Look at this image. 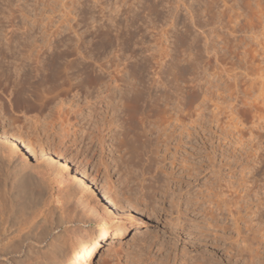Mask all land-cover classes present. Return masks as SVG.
I'll return each instance as SVG.
<instances>
[{
	"label": "rangeland",
	"instance_id": "obj_1",
	"mask_svg": "<svg viewBox=\"0 0 264 264\" xmlns=\"http://www.w3.org/2000/svg\"><path fill=\"white\" fill-rule=\"evenodd\" d=\"M9 2L10 5L8 0H0V49L8 45L4 33L13 29L16 37H20L19 42L16 41L17 44L15 41L11 42L16 46L11 45V48L16 50L17 60L12 57L10 59L9 56L2 60L12 71L13 64L15 68L20 61H27H23V54L34 42L43 45L42 49L47 50L42 54L44 57L46 52L54 48L57 52L66 49L71 54L72 51L75 52L66 58L67 61L74 58H80L81 61L82 57H86L83 58L84 62L93 66L96 73L104 75L103 87L105 82L109 84L111 80L109 71L112 74L116 72V68L122 71L123 66L125 67L123 72L117 73L122 76V80L110 82V89L103 94L97 93L91 78L86 82L91 84L90 88L87 84L86 96L85 91L79 89V93L70 100V93L74 94L77 90L69 93L63 106L65 114L69 112V124L66 125L64 133H60L64 134L62 138L58 125L49 124L52 111L36 106L26 109L18 105L11 79L6 81L0 75V140L3 138V131H11L26 141V144H32L35 139L43 144L62 141L67 150L61 148L64 152L60 151V154L67 162L78 167L93 186L111 201L117 202V197H121V202L116 205L120 206L113 209H117L116 212L121 210L123 216L131 212V215L138 218V232L134 233L135 230H132L127 222L129 234L114 242L112 249L101 246L92 264H264V0ZM149 2L159 4L155 6ZM115 3L122 6L118 8L120 12L117 17L113 18L111 10ZM209 6L211 10L207 9ZM11 11L14 13L11 14ZM135 12V28L131 29L135 30L136 36L132 39V44H122L121 40L113 38L116 32L115 22L125 23ZM22 13H26L29 18L24 17L25 14ZM89 15L98 16L100 19H97V22L104 24L103 27L109 23H113L115 27H111V41L104 42L106 49L99 51L100 53L94 49L98 38H92L90 35V24L98 23L92 22L94 18L90 19ZM143 20L145 22H142ZM10 21L13 26H9ZM247 21L250 24H247ZM25 24H28V27H25ZM25 28L31 29L27 33ZM75 32L82 33L80 40ZM46 39L51 42L48 48L45 47L47 44H44L45 41L48 42ZM23 41L30 46L25 45ZM75 48H78L80 53H76ZM136 59L142 62H137ZM63 61L61 60L62 63ZM134 62L139 63V66L142 63L136 80L131 79L129 73ZM100 64L106 68L100 66V69ZM132 83H141L139 88L145 86L146 95L149 94V97L156 101V115L162 111L165 114L162 113L161 116L167 115L168 120L172 118L170 114L174 119L176 116H185L184 121L181 118L179 120L187 123L186 128L180 127L178 119L175 120L176 123L173 118L169 120L171 125L168 130L171 129L173 135L169 139L168 149L165 151L164 145L159 144L160 151L154 157L169 160L165 162V170L167 173L172 171L175 178L167 185L162 181L160 184L154 182V176L161 174L159 177L165 178V174L155 169L157 165L154 164L150 169L144 159L141 162L125 161L126 158H120L123 151L119 152L116 147L122 122L116 107H120L122 91ZM179 99H183V103ZM177 107L183 108L185 113L182 111L184 114L180 115V109ZM176 109L179 110L178 113ZM86 113L92 115L91 117L95 115L94 120H99L100 127L95 131L94 127L89 130L94 137L92 142L85 139L87 125L82 118L86 115L88 117ZM94 134H98V137ZM47 154L45 146L42 157L29 155L27 163L29 166H45L44 158ZM172 158H177L174 164ZM178 158H190L191 163L199 164L200 167L191 174L188 170L182 172ZM209 158H215L214 165H210ZM15 159L14 157L13 160ZM49 178L44 181L40 201L12 227L13 233L18 230L32 231L34 236L37 235L36 238L24 243L19 242V237L12 234L13 236L8 238L9 241L13 239L10 241L12 244L5 240L6 247H9V256L12 254L13 264L26 263L33 255L44 252L46 246L40 238L38 239L42 228L36 225L44 223L46 227L53 226L60 217H66L71 209L80 212L90 204L89 200L81 197L80 188H75L74 184H58ZM127 195L133 198L132 202H128ZM143 195L146 202L136 201V198L140 200ZM98 205H94L95 212L99 209ZM4 210L6 209H1L0 213ZM94 214L96 216V213ZM15 218L12 217L11 220H16ZM208 220L210 225L207 224ZM94 227L92 222L90 227L81 228L78 237H74V243L49 260V264L65 262L73 254L72 249L78 243L86 241ZM2 229L3 226H0V230ZM15 236L18 238L15 239ZM14 243L19 249L13 246ZM18 258L20 260L14 262Z\"/></svg>",
	"mask_w": 264,
	"mask_h": 264
},
{
	"label": "bare ground",
	"instance_id": "obj_2",
	"mask_svg": "<svg viewBox=\"0 0 264 264\" xmlns=\"http://www.w3.org/2000/svg\"><path fill=\"white\" fill-rule=\"evenodd\" d=\"M183 1L185 2V0H183ZM10 2L8 0V4ZM143 2H144V0H143ZM179 2H180V0H179ZM214 2H215V0H214ZM6 3H7V1H6ZM151 3L152 4H150V2H149L150 5L154 4L153 2H151ZM115 4H114L115 6L113 5L114 6L113 10H111L113 13V18L115 16L117 17L118 12H120L119 7L122 6V5L119 6L118 3H115ZM137 4H138V1H137ZM170 4H172V3H170ZM177 4H178V2H177ZM226 4H227V2H226ZM157 5H155V6H157ZM261 6H262V4H261ZM176 7H177V5H176ZM210 7L211 6H209V8H207V9H210ZM198 9H200V8H198ZM16 11H17V9H16ZM18 11H19V9H18ZM20 11H21V8H20ZM22 11L25 12L24 10H22ZM221 11H223V10H221ZM188 12H190V11H188ZM10 13L13 14L14 11H11ZM135 13H133V15H131V17L128 20H126L125 23H123V22L121 23V22H117V21L115 22V27H116L115 31L116 32L113 35V38L121 40L122 44H129L130 42L132 44V39L136 36L135 30L131 29V28H135L134 24H135L136 17H137V13L136 14ZM232 13H234V12H232ZM24 14H25L24 17H27L26 13H24ZM93 14L91 13V15H93ZM101 14H103V13H101ZM109 17L111 18L112 16H109ZM27 18H29V17H27ZM89 18L90 19L94 18V19H92L93 20L92 22H96V23L99 22V21L97 22V19L98 20L100 19V18H98V16L92 17L90 15H89ZM168 18H170V17H168ZM217 18H218V14H217ZM247 19H249V18H247ZM250 21H251V19H250ZM142 22H145V21L143 20ZM242 23H243V21H242ZM12 24H13L12 21H10L9 26L14 25V24L13 25ZM110 24H111V26H110ZM112 24L113 23H109L108 25H105V27H103L104 24L103 25L99 24V23L97 25H91L90 24V26H92V28L90 30V33H91L90 35L92 36V38H98V40L96 41V44H95L96 46L94 48V49H96V51H98V52L103 51L105 48L104 42L106 41L108 43L109 41H111V35H112V28L111 27L113 26ZM243 24H245V23H243ZM243 24L241 26H243ZM247 24H250V23H248V21H247ZM27 25L25 27H28ZM239 25H240V23H239ZM244 26H246V24ZM88 27H89V25H88ZM23 28H24V26H23ZM136 28H138V27H136ZM26 29L27 28H25V30ZM29 29H31V28H28L26 30L27 33H28ZM87 29L88 28L86 27V30ZM138 29H140V28H138ZM136 31H138V30H136ZM54 33H52V35ZM75 33L78 36V39L80 40L82 37V33L81 34H78L77 32H75ZM4 34H5L4 38H6V40L8 41V45L4 44L5 47L3 45L4 48L0 49V75H1V77L2 78L4 77L6 79V81L8 79H11L12 86L14 87V90H13L14 98H15V101L18 105L25 107L26 109L31 108L32 106L49 108L52 111V116H51L52 118L50 119L49 124L52 126L58 125V129H59L58 131H60L59 134L61 132L64 133L66 125L69 124V119L67 117V114L69 112L67 114H65V111L63 110V106H64V102H65L66 98H68L70 92H73L74 89L77 90V91H75L74 94L70 93V96H69L70 100L74 95H77L79 93L78 92L79 89H80V91H82V90L85 91L84 94L86 96V94H87L86 89L88 87L90 88L89 85H91V84L87 83L88 84V87H87L86 82L88 80H90V78H91L92 80H90V81L94 82V88H97V93L103 94L105 91H107V89H110L109 85L112 83V81L115 83L119 79L122 80V76L117 75V73H119L121 70H118L116 68V72L112 73L113 75L110 74L111 71L108 70L109 72L108 71L107 72L110 75L111 80L109 81V84H106V82H105V86H104L105 88H104L103 84H104L105 79L102 81V78L104 75L102 76V75L96 73L97 71L94 70L95 68L93 66L92 67L94 69L89 64H87V62L85 63L83 58H86V57H82L81 61H79L80 58L78 60H75V58H74V59L67 61L66 58L71 57V55L74 54L75 52L73 53V51H72V54H71V52L68 51L67 49L63 50V51H60V49H59L60 52H57V50L55 48H54L55 50L51 48L52 50H50L49 52H46V56L44 57V56H42V54H43V52H45L47 50L45 48H44V50L42 49L43 45H40V44L38 45V44H35V42H34V44L31 47L30 44L25 43L24 41L23 42L25 45L28 44V47L30 46V48L25 47L26 51L23 54V56H24L23 61H24V59H26L27 61L26 62L24 61V63L22 61H20L19 63L17 62L18 64H16L15 68H14V64H13L12 67L14 70L12 71L9 67H7L6 65L3 64L4 61H2V60L7 59L8 56L10 57V59H11V57H12V59L15 58V51L16 50L14 51V49L11 48L12 46H15V45H12L11 42H13V41H15V43H16V41L19 42L20 37H16L13 29L9 30V32L6 31V33H4ZM26 36L28 37V34H26ZM46 40L48 42L46 43V41H45L44 44H47V45H45V47L48 48V46L50 45L51 42L49 39H46ZM23 42H22V44H23ZM63 44L65 45V43H63ZM134 44H133V46H134ZM57 45H55V47H57ZM22 46H23L22 47V49H23L24 45H22ZM124 46H126V45H124ZM123 50H124V48H123ZM74 51H76V53L77 52L80 53L78 51V48H75ZM133 53H134L133 58H135V52H133ZM17 54H19V53H17ZM161 55H160V57H161ZM16 57H18V55ZM137 58H138V56H137ZM157 58L161 59L159 57H157ZM15 59L17 60V58H15ZM140 59L143 60L144 58L141 57ZM61 60H64L63 63L61 62ZM136 60H137V62L138 61L142 62L139 59H136ZM155 60L157 61V59H155ZM149 61H150V58H149ZM153 62H154V60H153ZM4 63H6V62H4ZM15 63H16V61H15ZM156 65H158V64H156ZM100 66L102 67L101 64L99 65V67ZM110 66H112V65H110ZM126 66H130V65H126ZM140 66L142 67V63H140ZM140 66H139V63L134 62V64H132V66L130 67L131 69L129 71L130 76L132 77L131 79L135 78V80H136L137 74L139 73L140 69H142ZM101 67H100V69L106 68V67H102V68ZM124 68L125 67L123 66V69ZM123 69L121 72H123ZM114 71H115V69L113 70V72ZM93 72L95 73L94 75H93ZM103 73H105V72H103ZM126 82H129V81H126ZM134 83H132L130 86L126 87L124 89V91L121 90L122 91V96H121L122 101L120 103V107L119 108L116 107V109L119 110L120 116L122 118V122H120L121 123V126H120L121 131L119 133V137L117 138L118 146H116V147H118L119 152H120V150L123 151L122 153H120V158H122V159L126 158L125 161L137 160V161L141 162L144 159V161L146 162V166L148 168H150V167L152 168V166L154 164L157 165L155 167V169L157 168L160 171V173H163V175L165 174V176H163L165 178L161 179V177H159V176H161V174L159 173L160 175L158 176L157 175L158 173H156L157 176L156 177L154 176V178L156 179L154 182L160 184V182L162 181L164 185H167L169 182L173 181L175 178L174 173L172 171H169L167 173L165 170V168H166L165 162H167L168 158H162V157L161 158H154V157H155V155H157L156 153H158L160 151L159 150L160 148L158 149V147L160 145L161 146L164 145L165 151L168 149L167 145L169 143V139L173 135V133H172L173 131L171 129L168 130V127H170V125H171V121H169V120L172 119L174 116L172 114H170V117H172V118H169V120H168L167 115H165L167 117L163 116L164 117L163 118L161 116V114L163 113V115H164L165 113L162 112L160 109L159 110L161 111V114L156 115L154 112L155 108H157V106H155L156 101H153V99H151L152 97L151 98L149 97L150 96L149 94L146 95L145 86L143 87L144 89L139 88L138 85H141V83L138 85H135ZM116 84H118V83H116ZM120 84L121 83H119V85ZM115 87H119V86H115ZM103 97L105 98L106 96L103 95ZM178 98H180V97H178ZM154 100H156V99H154ZM164 100H166V99H164ZM182 100H180V101L182 102ZM180 101H178V103ZM165 102L167 103V101H165ZM163 104H165L164 101H163ZM65 105H66V103H65ZM166 107H167V105H166ZM182 107H183V105H182ZM178 109H180V112H181V114L179 113L180 115H183L185 113L184 112L185 110L183 108L179 107ZM178 109H176V113L179 112ZM198 109H199V107H198ZM113 110H115V109H113ZM163 110H164V108H163ZM86 114H88V117L86 115L87 118L86 117L82 118L83 120L85 119V125H87V127L85 129V139L92 142V139L94 137L91 136L89 130L92 129L93 127H94V131L97 130V127L98 126L100 127V125L98 123L99 120H94L95 115H93V117H91L92 115H90L89 113H86ZM176 115H178V114H176ZM181 117L177 118V116H176V119H178L177 122L180 124V127L184 128L186 126L185 124H187V123L180 121L179 119ZM183 118H181V120ZM95 119H96V117H95ZM176 119H174V118L172 119V120H174V123H176L175 122ZM183 121H184V119H183ZM174 123H172V124H174ZM73 127H74V125H73ZM1 134L3 135V138L0 140V210L1 209H2V211H3V209H6V210H4V212L1 211V213H0V215L3 213V215H1L2 217L0 216L1 217L0 218V226H1V228L3 226V229L0 230V264H11L13 262V261H11L12 260V258H11L12 254H11V256H9L10 251L7 250L9 247L7 248L6 247L7 244L5 243V240H6V242L9 241L8 238L12 234L17 235L19 237V242H24V243H25V241L26 242L32 241L34 238H36L35 236H37V235L35 234V236H34V233L32 231H26L25 230V232H21V230H18V231H15V233H13L14 230H12L13 229L12 227L18 221V219H22L21 218L22 215L27 214V211H29V209L33 205L37 204L40 201V199L42 198V195H43L44 181H47L49 176H51L49 179H51V181H54L55 183L65 184L67 182L68 183L70 182V183H72V185L73 184L75 185V188H80V190H81L80 192L82 193L81 197L85 198V200H89L90 204H87L86 207L84 209H82V211H80V212H77L76 209H71L68 212L67 216L65 215L66 217L63 216V219H62V217H60L61 220L59 218V221H56V223L53 226L46 227L44 223H41L40 225H36V226H40L42 228V231H41L40 235L38 236V239L40 238L42 240L41 242L44 243L46 248L43 246L44 252L42 253V251H40L41 252L40 254L33 255V257L26 263L18 262L20 260L19 258L16 259L17 261L14 259L15 260L14 262H18L17 264H49V260H52L54 257H57L60 253L64 252V250L67 247L71 246L74 243V237L75 236L78 237L80 230H82L81 228L90 227L92 222L94 223L95 227L93 228L92 233L89 235L87 240L82 242V243H78L72 249L73 254L65 262L62 261L63 263H61V264H92V260L95 256V254L98 253L101 246L105 245V246H108L107 248H111L113 246L114 242L120 241V239L121 238L123 239V237H125L126 234H129L130 230L129 231L127 230V225H126L127 222H129V224H130L129 226L132 227V230H135L134 233L138 232V230H137V228H139L138 218L131 215L130 214L131 212L123 216V212H121V210L119 208L118 209L120 210L122 215L119 214L120 213L119 211L116 212L117 209L116 210L113 209V207L116 208V207L120 206V205H118V206H116V205L118 202H121L120 201V200H122L121 197L120 196L117 197V199H116L117 202L111 201L102 192H100V190L98 191V189L95 186H93L92 182L90 180H88L86 176H84L82 174L81 170L78 167L67 162L66 158H64L60 154V151H63L62 149L66 146V145L63 146L64 143L62 141L59 142V140H58V143H55V144H53L52 142H49V144L48 143L43 144L38 139H35L36 143L33 142L32 144H26V141L24 142L20 138V136L16 135L14 132L3 131V133H1ZM152 134H154L153 137H152ZM60 135H61L60 137L62 138L63 137L62 135H64V134H60ZM94 135H95V137L96 136L98 137V134H94ZM45 146H46V149L48 150V154L44 158V162L46 163V165L45 166H37V165L29 166V164L27 163V160H26L27 157H29V155H33V156H37V157H38V155H40V157H42L43 149L45 148ZM64 150L66 151L67 149L64 148ZM14 157L16 158L15 160H13ZM176 160H177V158H172V163L174 164ZM213 160H215V158H209L210 165H214ZM177 162L182 165L181 166L182 172L188 170V172L190 174L192 171H196L197 167L198 168L200 167L199 164L196 165V163H191L190 158H178ZM125 163H127V162H125ZM128 179L129 178H127V180ZM141 188H143V187H141ZM215 194H217V193H215ZM126 198H127L128 202H132L131 200L133 198H131V196L127 195ZM144 198H145V195H143V197L139 198L140 200H138V198H136V201H142V200H144ZM94 205L99 206V209H97V212H95L96 210L95 211L93 210ZM5 211H6V213H5ZM122 211H123V209H122ZM8 212H10L11 214L9 215ZM94 213H96V216ZM12 217H16L15 218L16 220H11ZM97 217H100L101 219L99 220V219H97ZM101 220H102V222H101ZM22 222H23V220H22ZM4 223H6L7 226L6 225L4 226ZM207 224L210 225L209 220H208ZM33 225L34 224H32V227H33ZM28 228H29L28 230H30V226H28ZM55 230H59V231L56 233H52ZM200 231L202 232V230H200ZM17 236H15V239ZM11 240H13V239H11ZM47 240H48V242H46ZM10 241H9V243H10ZM24 243H22L23 246H24ZM38 243H40V241H38ZM42 243H40V244H42ZM10 244H12V242ZM13 246L16 247L15 243ZM19 247H21V246H19ZM16 248L19 249L18 247H16ZM14 250H16V249H14ZM11 251H13V249H11ZM20 251H21V248H20ZM27 251H28V249H27ZM32 251H33V249H32ZM14 252L16 253V251H14ZM14 252H12V253H14ZM29 253H30V251H29Z\"/></svg>",
	"mask_w": 264,
	"mask_h": 264
}]
</instances>
